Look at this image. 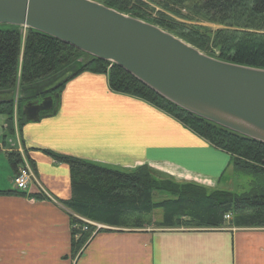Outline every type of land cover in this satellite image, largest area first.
I'll use <instances>...</instances> for the list:
<instances>
[{
  "label": "crops",
  "instance_id": "1",
  "mask_svg": "<svg viewBox=\"0 0 264 264\" xmlns=\"http://www.w3.org/2000/svg\"><path fill=\"white\" fill-rule=\"evenodd\" d=\"M15 111L10 135L0 114V153L10 180L20 161L7 155L15 152L36 181L24 191L0 188L10 191L0 193V264H264V227L230 225L105 230L102 224L73 253V213L62 204L71 197L69 165L46 151L123 170L147 164L177 181L225 190L236 173L231 156L146 101L111 91L106 74L85 71L67 80L56 112L38 121L18 123Z\"/></svg>",
  "mask_w": 264,
  "mask_h": 264
},
{
  "label": "trees",
  "instance_id": "2",
  "mask_svg": "<svg viewBox=\"0 0 264 264\" xmlns=\"http://www.w3.org/2000/svg\"><path fill=\"white\" fill-rule=\"evenodd\" d=\"M97 1L157 25L210 56L264 68V0ZM192 23L221 28L212 30ZM68 68L75 71L73 76L85 71L106 74L111 91L142 99L169 114L197 136L229 153L235 172L252 177L245 191L209 189L192 181H177L147 164L123 170L46 151L55 161L69 165L71 197L62 204L73 213V253L81 249L94 229L89 226L81 230L82 223L75 214L110 227L105 230L264 227V143L178 107L111 62L34 29L0 24V91H19L48 82ZM64 84L49 94L59 93ZM24 103L25 100L16 101L18 123L25 121ZM14 104L0 103L9 135L14 131ZM7 156L14 163L20 161L15 152ZM155 211L161 212L158 220L151 219Z\"/></svg>",
  "mask_w": 264,
  "mask_h": 264
},
{
  "label": "water",
  "instance_id": "3",
  "mask_svg": "<svg viewBox=\"0 0 264 264\" xmlns=\"http://www.w3.org/2000/svg\"><path fill=\"white\" fill-rule=\"evenodd\" d=\"M0 24L31 28L111 62L178 107L264 143V68L210 56L145 20L97 0H0ZM68 68L48 82L1 90L0 103L22 105L26 120L55 113Z\"/></svg>",
  "mask_w": 264,
  "mask_h": 264
},
{
  "label": "rangeland",
  "instance_id": "4",
  "mask_svg": "<svg viewBox=\"0 0 264 264\" xmlns=\"http://www.w3.org/2000/svg\"><path fill=\"white\" fill-rule=\"evenodd\" d=\"M192 24H196V25H202V26H207L210 27L212 30L216 29V28H221L220 26H216L210 23H202V24H197V23H192ZM24 33V32H22ZM14 109L15 105H14ZM16 112V111H15ZM10 166H9V162L6 158V156L2 153H0V188H2V186H6L9 185V188L14 186V183L12 181V179L10 180ZM233 182L231 183V189L235 192H241V191H245L250 187V182L252 177L246 173H239L237 174V172L233 175ZM161 212L160 211H155L152 214L151 219L152 220H158L160 218Z\"/></svg>",
  "mask_w": 264,
  "mask_h": 264
},
{
  "label": "built area",
  "instance_id": "5",
  "mask_svg": "<svg viewBox=\"0 0 264 264\" xmlns=\"http://www.w3.org/2000/svg\"><path fill=\"white\" fill-rule=\"evenodd\" d=\"M14 183V189L17 191H24L28 188L29 184L36 181L35 174L30 164L26 161V159L21 158L20 164L17 168V171L12 179ZM81 221L80 228L81 230L88 229L89 226H92L94 229L91 234H95L98 232L103 226L100 223L94 222L87 218H80ZM225 218H229V214L225 215ZM76 227V226H75Z\"/></svg>",
  "mask_w": 264,
  "mask_h": 264
},
{
  "label": "flooded vegetation",
  "instance_id": "6",
  "mask_svg": "<svg viewBox=\"0 0 264 264\" xmlns=\"http://www.w3.org/2000/svg\"><path fill=\"white\" fill-rule=\"evenodd\" d=\"M36 100H38V98L27 99L25 102L32 101L34 103Z\"/></svg>",
  "mask_w": 264,
  "mask_h": 264
}]
</instances>
